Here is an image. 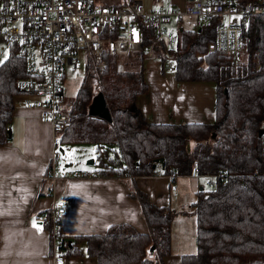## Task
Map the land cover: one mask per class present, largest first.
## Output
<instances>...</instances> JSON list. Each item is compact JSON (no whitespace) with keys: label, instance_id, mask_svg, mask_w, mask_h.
Returning a JSON list of instances; mask_svg holds the SVG:
<instances>
[{"label":"trees","instance_id":"16d2710c","mask_svg":"<svg viewBox=\"0 0 264 264\" xmlns=\"http://www.w3.org/2000/svg\"><path fill=\"white\" fill-rule=\"evenodd\" d=\"M212 22L181 29L172 51L176 81L214 84L212 124H151L142 117L133 107L135 99L147 92L142 50L104 53L101 71L84 65L74 99L68 103L62 99L70 126L61 144L92 145L97 168L89 175L121 179L148 228L147 233H138L117 225L100 235L60 237L56 249L63 257H88L95 264H163L176 213L157 208L133 180L158 173L168 177L170 185L191 175L213 181L211 187L196 189V199L188 207L195 251L182 255L181 264H264V133L259 135L264 131V16L248 22L239 63L207 52L214 34ZM148 41L152 39L143 47ZM117 65L122 68L119 72ZM22 77V59L12 52L0 62V145L8 142L15 83ZM98 92L109 120L87 113Z\"/></svg>","mask_w":264,"mask_h":264},{"label":"crops","instance_id":"0c3cea01","mask_svg":"<svg viewBox=\"0 0 264 264\" xmlns=\"http://www.w3.org/2000/svg\"><path fill=\"white\" fill-rule=\"evenodd\" d=\"M138 1L145 11L156 10L152 8L151 0ZM171 2L174 6L171 8L182 9L187 0ZM143 77L147 92L135 99L133 107L148 123H213V83L176 81L174 74L164 72L157 58L144 60ZM28 100V105L25 104L26 98L14 101L8 125L10 138L0 145V264H52V252L57 253L58 250L51 243L48 229L36 224L34 219L62 198L70 200L71 204L58 226L60 237L100 235L117 225H127L138 233H147L143 212L139 204L129 198L121 179L90 176L94 170L67 171L57 175L58 164L53 179L47 177L52 148L50 125L41 119V111L34 98L29 97ZM60 146L58 150L62 154ZM70 174L84 176L69 177ZM183 178L194 183L205 179L195 175L176 179ZM133 180L137 189L147 194L157 208H172L175 198L170 196L168 177L140 176ZM195 196L191 188L185 196L188 200L185 210L174 211L176 215L172 218V221L187 218L193 235L194 220L188 207ZM182 236L173 240L169 232L167 253L162 254L163 264H181L182 255L195 251V243L194 248L186 247ZM64 264H95V260L64 257Z\"/></svg>","mask_w":264,"mask_h":264},{"label":"built area","instance_id":"2783aa9c","mask_svg":"<svg viewBox=\"0 0 264 264\" xmlns=\"http://www.w3.org/2000/svg\"><path fill=\"white\" fill-rule=\"evenodd\" d=\"M264 16V0H187L184 8L168 11H145L138 0L123 6L108 7L94 0H0V62L12 52L22 59L24 77L15 83L13 100L33 97L40 117L50 125L51 157L47 177L52 180L60 158L58 147L70 123L64 112L62 81L65 66L79 71L80 52L84 65L101 71L102 56L144 51L145 59L157 58L165 73L174 74L172 51L178 45L182 18H192V27L199 28L213 21L214 34L207 52L228 57L232 63L241 61V36L248 22ZM174 21V31L168 26ZM145 27L148 31H143ZM149 39L148 45L143 43ZM155 55V56H154ZM117 65L116 71H121ZM160 175V174H156ZM70 174L69 177H83ZM208 186H213L212 179ZM70 200H56L47 213L35 217L36 224L45 225L52 245L60 240L58 226ZM52 264H64V257L52 252Z\"/></svg>","mask_w":264,"mask_h":264},{"label":"rangeland","instance_id":"374dc122","mask_svg":"<svg viewBox=\"0 0 264 264\" xmlns=\"http://www.w3.org/2000/svg\"><path fill=\"white\" fill-rule=\"evenodd\" d=\"M124 0H94V2L105 5L108 7H114L120 5ZM152 8L161 11H167L169 8L174 7L171 0H151ZM187 3V2H186ZM192 18L184 17L182 18V28L184 30H194L192 27ZM169 30L174 31V21L168 26ZM79 61L84 67V55L80 52ZM95 70V69H94ZM84 78L83 69L79 71H71L69 67L65 66L64 79L62 81L63 89V102L68 103L74 99L77 89L79 88L82 80ZM63 149V153L60 154L58 161V166L56 168L57 175L63 172H78V171H92L97 168V157L94 152V147L92 145H63L60 146ZM189 148L191 145L189 143ZM67 165L68 167L64 168ZM189 183V184H188ZM198 183L197 185H195ZM190 182L188 179H175L170 188V196H174L175 203L172 205L171 210L175 212H180L185 210V205L188 200L185 197L193 188V193L198 188H206L208 186V181L206 179H199L197 182ZM187 192V193H186ZM143 193V192H142ZM185 193V194H184ZM145 194V193H144ZM147 196V194H145ZM148 197V196H147ZM196 196L194 198V201ZM193 201V202H194ZM60 223V222H59ZM169 232H171V237L173 240L183 235L184 244L186 247L194 248V235L190 229V225L187 224V218H177L170 224ZM177 248V246L174 245ZM193 252V250H192Z\"/></svg>","mask_w":264,"mask_h":264},{"label":"water","instance_id":"95a60500","mask_svg":"<svg viewBox=\"0 0 264 264\" xmlns=\"http://www.w3.org/2000/svg\"><path fill=\"white\" fill-rule=\"evenodd\" d=\"M87 113L89 116L92 117H97L100 119H104V120H109V111L106 107V103L105 100L103 98V96L101 95V93H96L93 95L89 105L87 106ZM264 131L261 130L259 132V135L263 134ZM7 138H10V131H7ZM160 162V167H163V162ZM154 168V166L152 167Z\"/></svg>","mask_w":264,"mask_h":264}]
</instances>
